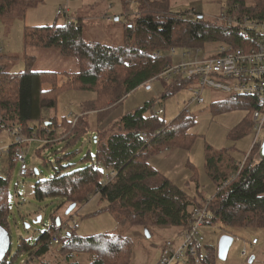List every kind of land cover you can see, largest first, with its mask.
<instances>
[{
  "label": "trees",
  "instance_id": "1",
  "mask_svg": "<svg viewBox=\"0 0 264 264\" xmlns=\"http://www.w3.org/2000/svg\"><path fill=\"white\" fill-rule=\"evenodd\" d=\"M120 1L125 9L127 1L136 3L138 14L133 16V23L127 24L124 21V42L118 46L86 41L81 22L26 28L24 39L27 45L53 48L64 56L76 57L80 72L72 74L26 71L13 74L5 67H0V93H4L11 85L16 97L13 105L0 102V133L14 122L22 125L28 136L36 135L39 140H49L54 138L49 136L52 134L58 138V129L50 127L54 129L48 131L49 135L42 130L49 129L51 123L48 124L46 119L54 116L51 111L57 108L59 96L64 91H95L98 98L92 102L105 103V96L107 102L113 98L117 102L121 96L124 98L135 89L161 78V74L173 63L167 56L172 47L200 55L210 44L240 48L244 44L241 26L229 24V20L264 21V0H252L251 4L246 0H228L222 16L211 20L202 15L195 16L194 11L193 16L189 13L174 14L170 11V0ZM42 2L43 0H0V19L22 18L28 9ZM117 18L119 20L116 21L120 22L121 17ZM158 52L160 56L156 57ZM118 70H123V80L111 78V73H121ZM170 79L176 86L172 85L171 90L163 97L172 95L187 85L190 89L194 86L193 79L177 75ZM100 85L107 87L103 96L96 90ZM151 105L153 103L124 116L117 123L118 131L120 127L122 131L112 134L102 145L97 139V162L109 173L116 174L110 182L104 181L102 169L94 164L64 172L61 170L59 158L56 160L59 166L56 168L54 165L55 174L50 178L38 179L39 172L34 169L21 179L37 177L33 186L34 198L38 201L60 199L63 204L69 202L78 205L87 201L88 195L96 190L107 201L106 210L125 225L173 226L184 232L192 224L194 210L206 204L211 214L209 225L221 224L236 228L255 226L259 220L264 222V158L259 156L261 141L242 169L241 163L237 164L229 157L227 150L212 155V149L208 147L206 169L217 186V192L210 200L191 198L166 175L152 167L149 160L152 154L157 155L174 147L191 146L195 136L189 130L196 125L195 117L184 111L167 124L156 114L146 115L152 108ZM260 106L258 100L252 97L229 96L223 101L214 102L212 110L216 113L233 110L248 112V116L230 131L231 139L237 140L247 135L251 129L254 130L253 113ZM32 122L38 125L30 127ZM41 124L44 127L40 130ZM65 134L68 135L66 130ZM79 137L80 135L70 138L69 146ZM57 141L58 139L54 140L49 149L54 150L59 144ZM225 182L228 184L223 186ZM8 190L9 178L0 174V233H3L5 240L0 264H14L20 255L29 254L24 263L27 264L48 252L53 238L58 236L62 228V223L59 225L56 216L52 214L51 226L40 237L42 244L35 248L22 240L17 253L12 255L9 230L11 203ZM119 238L114 234H100L83 239L68 234V239L78 241L77 248L86 247L88 252L95 248L102 249L108 256L113 253L121 258L122 264H130V256H125L131 247L130 243L120 242ZM189 259L187 264H216L218 245L207 246L205 253ZM89 264L108 263L97 255Z\"/></svg>",
  "mask_w": 264,
  "mask_h": 264
},
{
  "label": "rangeland",
  "instance_id": "2",
  "mask_svg": "<svg viewBox=\"0 0 264 264\" xmlns=\"http://www.w3.org/2000/svg\"><path fill=\"white\" fill-rule=\"evenodd\" d=\"M227 1L170 0V11L174 14L202 15L205 19L211 20L222 16L226 10ZM246 1L248 4L252 3V0ZM127 3L125 9L120 0H43L42 3L28 9L22 18H1L0 67L2 69L5 67L13 74L26 71L79 73L80 64L76 57L64 56L53 48L27 45L24 39L26 28L65 25L68 21L81 22L86 41L118 46L124 42V21H127V24L133 23V16L138 14L136 3H130V1ZM193 11L194 14H192ZM116 17H121V21H116ZM222 46L224 45H208L204 51H201V57L216 55ZM179 62V57L174 56L173 64L178 65ZM118 71L121 73L113 72L111 78L123 80L125 77L123 70ZM147 84L135 89L124 98L121 96L117 102H114V98L107 102L106 96L103 99L105 103L92 102L98 98L95 91H64L59 96L57 108L51 111L54 116L46 119L48 124L51 123L48 126L49 129L42 130L49 135V130L58 129V138L52 134L49 136L54 138L49 140L44 138L39 140L36 135L28 136L23 126L14 122L0 133V150L6 153L0 159V174L9 178L8 197L11 203L9 230L12 255L17 253L22 240L35 248L42 244L40 237L51 226L52 214L62 223V228L58 232L60 241L58 244H51L46 254L35 257L34 261L27 264H89L97 255L106 259L108 264H122L121 258L114 256L113 253L108 256L102 252V249L95 248L88 252L86 247L77 248L78 241L68 239V234L83 239L100 234H114L120 237V242L130 243L131 247L125 254L127 257L130 256V264H158L165 242L167 240L175 243L181 241V230L177 227L152 224L141 227L121 223L106 210L108 203L96 190L88 195L87 201L78 204L71 214L67 213L72 205L69 202L63 204L60 199L38 201L34 198L33 185L37 177L46 179L54 175V165L56 168L59 166L56 162L58 158L61 159L60 166L64 172L93 164L99 166L103 171L104 181H107L106 175L109 171L97 162L98 142L95 139H99L102 145L107 138L118 131L117 123L124 116L134 113L149 103L153 105L146 115L152 116L164 109L165 114L158 116L167 124L184 111L190 116L193 115L196 121V125L189 130V133L195 136L194 143L188 148L180 146L162 151L157 155L152 154L149 160L152 167L166 175L191 198L210 200L216 195L217 186L206 169L207 148L212 149V155L222 150L232 149L230 154L234 156L235 161L244 160L245 155L252 149L256 131L251 129L239 140H232L229 132L248 116V112L246 110L214 112L212 110L214 102L223 101L229 97L222 92L205 90V102L199 104L192 102V92L188 85L172 95L163 97L171 90L172 85L176 86L170 78L161 77ZM110 86L112 88V84ZM96 90L103 96L107 92V87L100 85ZM4 93L3 91L0 93V102L13 105L16 101L13 87L10 85ZM36 125L38 123H30V127ZM43 127V124L39 125L40 130ZM65 130L68 135L65 134ZM120 131L122 127L118 132ZM18 134L35 140L29 145H24L23 148L26 152L24 161L29 167L28 175L30 170L36 169L39 172L37 177L30 176L24 180L20 177V164L15 159L16 151L19 149L16 143ZM79 135L80 137L78 139L76 137L74 143L69 146V139ZM259 138L260 141L264 140V129L261 130ZM56 139H58L56 143H59L57 147L54 150L49 149ZM46 145L48 148L45 147ZM40 217L42 220L38 222ZM75 224L78 225L77 229H74ZM203 233V253L205 247L218 245L223 235L234 237L226 260L218 258L216 264H264V222L262 220L252 227L232 228L221 224L207 225ZM255 238L258 244H253ZM4 241L3 233H0V248L4 247ZM244 251L246 255H243ZM125 252L126 250L123 251ZM28 257L29 254L20 255L14 264H24ZM188 260L190 259L184 257L172 264H187Z\"/></svg>",
  "mask_w": 264,
  "mask_h": 264
},
{
  "label": "built area",
  "instance_id": "3",
  "mask_svg": "<svg viewBox=\"0 0 264 264\" xmlns=\"http://www.w3.org/2000/svg\"><path fill=\"white\" fill-rule=\"evenodd\" d=\"M228 18H226L227 20ZM71 23V21H68ZM241 26V34L244 44L240 48L233 46H222L219 52L211 57H201L197 52H190L183 48L172 47L168 53V57L173 60L174 56L179 57V64L170 66L161 74V77L171 78L177 75L185 77L189 80L193 79L191 87L192 102L203 104L204 91L214 90L227 94L228 96L252 97L260 103V109L253 113L254 131L256 135L252 149L246 155L241 163L242 169L249 155L254 151L260 141L259 135L264 129V21L263 22H232ZM160 56V52L155 54ZM164 109L159 110L156 115H163ZM34 139L22 137L18 134L17 144L18 150L15 159L20 164V177H26L29 172L28 163L24 161L26 152L23 146L34 142ZM6 153L0 150V159ZM107 182H110L116 174L109 173L106 175ZM225 182L223 186H226ZM211 214L208 204L197 207L192 216V224L189 229L181 235V241L178 243L167 240L162 249V256L158 264H172L181 258L198 257L203 252L202 244L204 242L203 229L209 225ZM78 225H74L77 229ZM60 238L55 236L53 244H58ZM258 241L255 239L253 244ZM205 253V252H204ZM246 255V252H243Z\"/></svg>",
  "mask_w": 264,
  "mask_h": 264
},
{
  "label": "water",
  "instance_id": "4",
  "mask_svg": "<svg viewBox=\"0 0 264 264\" xmlns=\"http://www.w3.org/2000/svg\"><path fill=\"white\" fill-rule=\"evenodd\" d=\"M116 20H119V19L117 18ZM95 141H97V138L95 139ZM259 156L260 158H264V140L262 141L261 146H260ZM76 206H77L76 203L72 204L71 207L68 209L67 213L71 214V212L75 210ZM41 220L42 218L40 217L38 219V222H41ZM58 224L59 225L61 224L59 219H58ZM233 242H234V237L231 235H223L220 238L219 243H218V258H220L221 260H226ZM3 249H5V247L0 248L1 251Z\"/></svg>",
  "mask_w": 264,
  "mask_h": 264
},
{
  "label": "crops",
  "instance_id": "5",
  "mask_svg": "<svg viewBox=\"0 0 264 264\" xmlns=\"http://www.w3.org/2000/svg\"><path fill=\"white\" fill-rule=\"evenodd\" d=\"M221 101H222V100H221ZM164 114H165V113H164ZM243 120H244V119H243ZM243 120H242V121H243ZM237 126H238V125H237ZM237 126H235L234 128H236ZM234 128H233V129H234ZM252 131H253V129H252ZM229 133H230V132H229ZM241 139H242V138H241ZM237 140H239V139H237ZM231 150H232V149H231ZM231 150H227V151H228V156L231 157V158L235 161L234 156H233L232 154H230V151H231ZM245 158H246V155H245ZM245 158H244V159H245ZM243 161H244V160H242L241 162H237V161H236V162H237V164H240V163H242ZM177 228H178V227H177ZM182 233H183V232H181V234H182ZM255 239H256V238H255ZM255 239H254V240H255ZM254 240H253V241H254ZM178 242H179V241H178ZM258 243H259V242H257V244H258Z\"/></svg>",
  "mask_w": 264,
  "mask_h": 264
},
{
  "label": "clouds",
  "instance_id": "6",
  "mask_svg": "<svg viewBox=\"0 0 264 264\" xmlns=\"http://www.w3.org/2000/svg\"><path fill=\"white\" fill-rule=\"evenodd\" d=\"M261 143H262V141H261ZM247 154H248V153H247ZM247 154H246V155H247Z\"/></svg>",
  "mask_w": 264,
  "mask_h": 264
}]
</instances>
